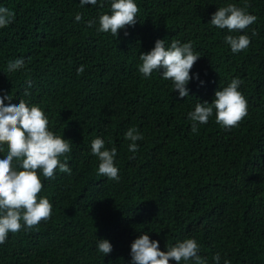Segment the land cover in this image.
<instances>
[{
    "label": "trees",
    "instance_id": "1",
    "mask_svg": "<svg viewBox=\"0 0 264 264\" xmlns=\"http://www.w3.org/2000/svg\"><path fill=\"white\" fill-rule=\"evenodd\" d=\"M134 2L136 24L113 36L98 31L112 0L103 7L100 0L84 7L80 0H0L15 17L0 28V96L39 106L49 130L71 141V175L39 173V196L50 200L51 218L9 233L0 264H131V245L143 234L161 251L194 238L207 264H215L216 253L220 264H264V0ZM228 4H249L255 23L244 32L211 25ZM241 34L250 46L233 53L225 36ZM165 39L166 47L174 39L190 42L200 56L183 99L160 71L147 78L139 72L140 54ZM21 57L25 66L8 72L9 60ZM236 78L247 115L226 129L214 110L193 133L188 113L198 102L212 103ZM131 127L144 137L135 153L125 139ZM98 137L106 149H117L118 182L98 174L91 150ZM3 148L0 159L7 155ZM105 239L113 246L107 256L98 249Z\"/></svg>",
    "mask_w": 264,
    "mask_h": 264
},
{
    "label": "clouds",
    "instance_id": "2",
    "mask_svg": "<svg viewBox=\"0 0 264 264\" xmlns=\"http://www.w3.org/2000/svg\"><path fill=\"white\" fill-rule=\"evenodd\" d=\"M81 7L96 5L97 0H80ZM103 7V0H100ZM245 4L243 8L235 4L220 7L212 15L210 24L229 32H244L255 23L257 17L250 14ZM139 8L134 0H112L111 14H103L99 18L100 32H111L118 36L120 30L127 26H134L137 22ZM14 12L7 7L0 6V28L7 27L14 20ZM82 15L76 14L80 21ZM92 26V22H88ZM127 35V33H125ZM255 35V32H253ZM165 40H157L154 48L147 53L140 54L142 64L139 72L144 77H150L156 70L160 71L163 79L171 80L174 92L178 91L181 99L189 96L188 84L192 80L190 72L194 64L200 59L194 53L192 44L172 40L170 47L165 46ZM225 43L233 53H239L250 46L251 38L246 34L225 36ZM25 66L24 58L9 60L8 72L17 71ZM84 66L77 69L78 74L84 72ZM198 79V76H197ZM203 83V82H201ZM242 81L233 79L231 83L215 93L212 103L198 102L194 111L188 113L192 121V132H198V124H207L215 110L216 123L223 128L230 129L238 126L247 115V101L239 91ZM31 81L28 87L31 88ZM25 95H31L26 91ZM5 100L8 104L5 105ZM136 127H131L125 134V139L131 141L129 151H138L137 141L143 140ZM7 145V155L0 159V245L4 244L9 233H17L26 228L34 230L42 221H47L52 215V204L47 197L39 194L43 184L39 173L43 177L52 179L58 169L60 172L71 175L66 154L71 151V141L56 135L49 130V120L39 106H29L21 99L18 104L12 103L11 95L0 96V151ZM92 154L98 157L100 163L98 174L110 180L119 181V169L115 166L117 149L105 148V141L96 138L91 144ZM64 157L65 162H61ZM18 167L13 166V161ZM98 249L105 256L113 250L108 240H99ZM199 244L196 239L188 238L178 242L175 246L167 245V251H161L158 241L143 234L131 245V264H169L175 261H194V264H207V261L198 253ZM215 264H220V254L212 257ZM224 264H230L228 260Z\"/></svg>",
    "mask_w": 264,
    "mask_h": 264
}]
</instances>
